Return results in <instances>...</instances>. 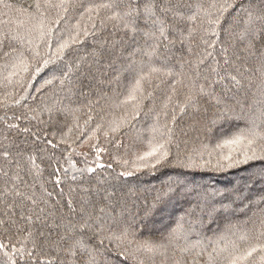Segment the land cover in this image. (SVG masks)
<instances>
[{"label": "snow or ice", "instance_id": "6c2138e0", "mask_svg": "<svg viewBox=\"0 0 264 264\" xmlns=\"http://www.w3.org/2000/svg\"><path fill=\"white\" fill-rule=\"evenodd\" d=\"M229 8L234 9L237 15L241 13L244 15V27L239 31L238 38L241 43L245 44V47L242 50L243 58L241 54L233 52L235 59L230 60L229 49L226 45L223 46L224 63H231L235 72V74L228 73L227 76L232 82V86L239 91L244 87L245 74L249 71L246 67L242 68L241 60L243 59L244 63L255 60L262 78L260 98L251 105H245L237 100L236 104L240 106L238 113L236 106L229 104L222 96L216 94L213 83L218 81L207 86L203 84L198 86L197 81L188 76L189 92L184 102L179 105V111L183 113L186 107L198 108L199 98L207 97L210 101H215L218 107L217 119L228 120L243 116L246 119L245 127L240 128L230 137L218 141L214 147L209 148L208 145L200 144L198 147L188 150L187 140H181L174 127L175 113L170 124L165 123L161 126L157 119V122L147 130L149 133L148 150L143 154L136 155V160L144 163H134L133 167L137 170L149 167L155 170L157 166H174L186 170L211 169L216 172H224L246 165L248 166L246 169L248 178L245 181V187L249 182L255 184L258 181L261 185V195L257 203L264 204V0H248L247 4L239 5L210 3L205 6L197 3L194 10H190L188 13L183 11L184 5L180 3V0H145L143 5L133 4L129 0L123 9L117 0H98L95 3H84L82 0H37L34 10L31 11L13 4L9 0H0V16L9 17V19L0 20V50L3 49L5 42L8 43L9 48V51L3 52V55L9 57V60L0 65V85L19 87L23 93L20 99H25L27 95H30L28 88L31 87V80L27 79V76L34 79L37 73L52 64L54 67L51 75L43 81L36 92H41L44 85L59 81L60 90L64 91V86L67 83L69 85L67 92L71 94L72 81L69 75L71 65H67L68 71L64 70L65 50L70 45L83 43L89 36L95 37V33L100 30L96 28L95 23H92L91 29L81 27L80 20L87 17L89 21H94L95 18L100 17L101 11H104L107 15L101 18V28L106 26V21H111L114 22V27L135 33L138 30V21L143 18L148 27L144 35L153 41L144 52V55L149 57L148 62L142 61L139 65H136L135 61L130 62L128 68L136 72V80L123 97L115 93L109 95L102 88H97L95 100L88 99V108L90 113L98 109L99 119L95 127L90 130L87 136L79 140L75 147L70 145L71 151L64 157L69 166L83 177L85 173L91 174L95 171V168L87 163L90 152L95 153V158L98 160L99 154L102 151H107L99 143L100 135L105 138L106 142H112L119 147L122 145V141L117 139L116 134L121 133L126 125L130 132L135 130V126L129 124L127 120H105L106 109L133 101L134 115L138 116L142 102L153 95L149 89L154 73L166 72L175 76L177 79L172 81L173 86L179 82L181 77L185 76L183 64H181V71L174 72L171 68H158L152 63V58L160 54V47L167 40L168 32L179 31L171 21L194 22L198 16H202L207 22V27H204L203 23L200 24L199 29L189 26L186 35L187 38H190L194 31H200L206 57H211L217 44L224 45V40L221 38V18ZM77 16L79 19L76 18ZM74 19L75 23H72ZM223 31L226 38L232 39L236 36L235 33H230L227 28H224ZM180 35L182 39L186 38L182 31ZM257 43L260 45L259 48L256 46ZM164 47L167 48V45L165 44ZM90 55L93 58L92 62L99 63L100 53L93 50ZM76 63L78 66L89 63L88 57H80ZM198 63H203V58ZM212 71L219 80L225 79L220 75L218 68H213ZM198 75L199 73H197ZM97 83L103 84L104 81L99 80ZM80 92L81 95L87 94L83 87ZM53 96L55 98L51 103L45 104L39 114L35 110H31L33 112L32 119H38L39 115L47 113L49 122L54 124L60 114L71 110L67 104L63 103L65 97L57 96L55 92ZM20 99L14 100V103L19 104ZM170 101L171 95L166 97L165 106ZM156 115L158 117L159 114ZM20 118L19 116L15 117L16 120ZM88 119H92L91 114ZM215 122V120L212 121V123ZM7 127L14 129L17 125L10 123ZM23 131H28V129L25 128ZM69 132H71V128H69ZM183 135L186 136L187 133L184 132ZM136 138H140L139 133ZM93 140L96 143H92ZM47 143L56 148L59 143L67 144L69 141L67 134H63L56 144H53L51 140H48ZM182 143L185 145L184 149H181ZM84 147H87L89 151H78ZM173 147H175L174 155ZM41 151L44 150L41 149ZM73 153L84 157L83 168L76 169L75 163L72 161ZM20 155L21 153H17V156ZM0 156H3L8 164L12 162L11 153L7 149L0 152ZM36 159L37 157L33 153L27 155V161L31 165L30 174L34 170L35 175H39L40 167L36 163ZM49 159L52 160L51 157ZM114 159L120 161L121 158L114 156ZM52 162L56 165L53 172L55 185L60 187L62 178L59 173L63 169L64 176L67 177L68 169L64 168L59 159ZM15 163L17 171L11 177H9L8 171L0 169L4 177L3 187L0 188V203L5 206L3 213L5 218L0 219V264H110L106 257L101 259L102 256H105V241L119 249L117 253L121 257L119 264H127L129 260H136L143 254L166 255L170 249L173 251L171 264H188L184 259L175 256L177 248L181 253L195 250L197 256L206 254V264H241L257 250L264 252V208L259 209L256 219L247 218L242 221L243 227L230 223L222 233L217 235L214 241H209L208 245H202L199 240L195 242L189 240V236L195 230V225L203 224L202 217L191 221L188 226H185L183 218H181L177 226L159 241L140 239L137 236L139 225L136 223V218L133 217L130 222L125 221L124 215L128 210L121 208L117 211L108 198L107 192L105 199L108 201L111 211L105 207H101L98 212L89 211L86 207L89 204L87 195L82 197L78 216L77 208L71 198L67 200L66 205H60V210L57 211L56 205H49L52 193L48 192L43 184H41L39 196L34 190L31 192L21 191V187L34 189L35 184L28 185L23 180L20 175V170H22L20 160L17 159ZM123 163L126 165L128 162L124 160ZM98 166L104 167L103 165ZM107 167L111 168L112 165L109 164ZM132 174L131 171L125 170L118 175L127 177ZM71 178L72 180L77 179L75 175ZM103 182L98 178V183ZM178 183L182 185L183 191L196 193L200 203L209 209L207 213L209 218L212 217L213 212L217 211V204L219 208L227 211L230 204L234 202L231 198L234 195L239 196V189L236 187L209 189L204 184H197L194 180H178ZM82 190L85 193L89 191L86 187ZM169 190L172 189L169 188ZM95 191L99 192L100 189L96 188ZM61 193H63L62 187ZM9 197H12L13 200L23 198V200L31 202L32 207L29 208L28 214L20 213L19 219L24 222L23 224L17 221L14 211H8L13 207L8 203ZM159 200L158 196L157 201ZM56 203L60 204L59 201ZM65 206L67 213L64 212ZM154 208L155 204L151 208H146L144 215L148 216ZM13 230L15 231L13 232ZM252 231L256 233L257 242L248 244L247 247L241 249L237 240H249V233ZM13 235L16 236L15 241ZM180 241L184 242L182 247L179 244ZM209 246L212 248L211 252L207 251ZM141 264H143L142 259Z\"/></svg>", "mask_w": 264, "mask_h": 264}, {"label": "trees", "instance_id": "16d2710c", "mask_svg": "<svg viewBox=\"0 0 264 264\" xmlns=\"http://www.w3.org/2000/svg\"><path fill=\"white\" fill-rule=\"evenodd\" d=\"M9 2L31 11L34 10L37 0H9ZM82 2L95 3L98 0H82ZM117 2L123 9L129 0H117ZM131 2L143 5L145 0H131ZM180 3L184 5L183 11L188 13L190 10H194L197 3L205 6L210 3L239 5L241 3L247 4L248 0H180ZM106 15V12L101 11L100 17L95 18L94 21H89L87 17L81 19V27L91 29L92 23H95L96 28L100 30L95 33V37L89 36L83 43L70 45L65 50L64 70L68 71L67 65H71L69 72L72 81L70 85L71 94L67 92L69 87L67 83L64 86L65 90H60L59 81L44 85L41 92H36L43 81L51 75L54 67L52 64L43 68L41 72L35 75L34 79L27 76V79L31 80V87L28 88L30 95H27L25 99H20L23 93L19 87L0 85V152L7 149L11 153L10 159L12 161L8 164L4 157L0 156V169L8 171L9 177H11L17 171L15 161L19 159L22 169L20 170L21 177L28 185L35 184L34 189L21 187V191L31 192L34 190L39 196L41 184H43L44 188L52 193L49 198V205H56V209L59 211L60 205H66L67 200L71 198L77 208V216L79 215L82 197L85 195L89 197V204L86 205L89 211L98 212L101 207L111 211L112 209L108 207V201L105 199L107 192L108 198L117 211L121 208L128 210L124 215L125 221L130 222L133 217L136 218V223L139 225L137 236L140 239L159 241L177 226L181 218H183L185 226H188L191 221H196L202 217L203 224L197 223L195 225V230L189 236V240L192 242L199 240L202 245H208L209 241H214L217 235L222 233L230 223L243 227L241 222L245 219H256L259 215V209L264 208V204L257 203L261 195V185L257 181L255 184L249 182L248 186L245 187V181L248 178V171H246L248 166L246 165L224 172H216L211 169L186 170L174 166H157L155 170L150 167L137 170L133 167L134 163H144L136 160V155L143 154L144 151L148 150L147 138L149 133L147 130L157 122V119L161 126L165 123L170 124L175 113L174 127L181 140H187L188 150L198 147L200 144L208 145L209 148L214 147L218 141L230 137L240 128L245 127L246 119L243 116L228 120L217 119L218 107L215 101H210L207 97L199 98L198 108L186 107L183 113L179 111V105L184 102L189 92L188 76L195 79L198 86L200 84L207 86L218 81L213 83L216 94L222 96L229 104L236 106L238 113L240 106L236 104L237 100L245 105H251L260 98L262 78L258 71V63L255 60H249L247 63H244L243 59L241 60L242 68L246 67L249 71L245 74L244 87L239 91L232 86V82L227 76L228 73L235 74V72L231 63H224L223 46L228 47L230 60L235 59L233 52L241 54L243 58L242 50L245 47V44L241 43L238 38L239 31L244 27V15L243 13L237 15L232 8H229L221 18V38L224 40V45L217 44L214 51L209 49L212 51L211 57H206L205 45L201 42L202 33L200 31H194L190 38H187L186 35L189 26L199 29L200 24L203 23L204 27H207V22L202 16H198L194 22L187 20L171 21L179 31L168 32L167 40L160 47V54L152 58V63L158 68H171L174 72L181 71V64H183L185 76L181 77L179 82L173 86L172 81L177 79L175 76L166 72L154 73L149 89L153 95L142 102L138 116L134 115L133 101L106 109L105 120H127L129 124L135 126V130L130 132L126 125L121 133L116 134L117 139L122 141V145L119 147L112 142H106L105 138L100 135L99 143L107 151H102L98 160L95 158L96 154L90 152L87 163L95 168L93 173H85L81 177L69 166L64 157L71 151V147H75L79 140L89 134L99 119L98 109L89 112L88 99L95 100L98 87L109 95L115 93L123 97L136 80V72L128 68L130 62L135 61V64L139 65L140 62H148L149 60L144 52L153 41L144 35L148 27L143 18L138 21V30L133 33L127 29L114 27V22L111 21H106V26L101 28V18ZM76 18L79 19L78 16ZM6 19L9 17L0 16V20ZM72 23H75V19ZM224 28H227L230 33H235L236 36L232 39L226 38ZM181 31L185 33L186 38H181ZM165 44L167 48L164 47ZM256 46L259 48V43ZM93 50L100 53L99 63L92 62L93 58L90 54ZM5 51H9L7 42L0 50V65L9 60V57L3 55ZM84 56L88 57L89 63L78 66L76 61ZM202 58L203 63H198ZM213 68H218L220 75L224 76L225 79L219 80L212 71ZM197 73H199L198 76ZM99 80H103L104 83L98 84L97 81ZM81 87L86 90V95H81ZM173 87L175 88L174 92ZM54 92L57 96L65 97L63 103L67 104L71 110L60 114L54 124L49 122L47 113L39 115L38 119H32L33 112L31 110H35L39 114L41 108L45 104L51 103L52 99L55 98ZM169 95H171V101L167 102V106H165L166 97ZM17 99H20L19 104L14 103V100ZM157 113L159 114L158 117ZM90 114L92 115L91 120L88 119ZM17 116L21 118L16 120L15 117ZM213 120L216 122L212 123ZM10 123L16 124L17 127L9 129L7 125ZM25 128L28 131H23ZM69 128H71V132H69ZM184 132L187 133L186 136L183 135ZM54 133L55 135H53ZM137 133H139V139L136 138ZM63 134H67L69 143H59L56 148L47 143L48 140H51L53 144H56ZM92 143H96V141L93 140ZM184 148L185 145L182 143L181 149ZM78 151H89V149L84 147ZM172 151L174 155L175 147ZM17 153H21V155L17 156ZM29 153H33L37 157L36 163L40 167L39 175H35L34 170L30 174L31 165L27 161ZM114 156H119L120 161L114 159ZM49 157L52 158L51 161ZM56 159H59L64 168L68 169L67 177L64 176L63 169L59 173L62 178L60 187L55 185V176L53 175L56 165L52 161ZM124 160L128 162L126 165L123 163ZM72 161L75 163L76 169L83 168L85 165L84 157L74 153L72 154ZM109 164L112 165L111 168L107 167ZM125 170L131 171L133 174L127 177L118 175ZM73 175L77 177L76 180H72ZM98 178L104 182L98 183ZM178 180H194L197 184H204L209 189L236 187L239 189V196L234 195L231 198L234 202L230 204L227 211L219 208L217 204V211L213 212L212 217L209 218L207 214L209 209L200 203L196 193L183 191ZM3 184L4 177L0 172V188L3 187ZM61 187L63 193H61ZM85 187L89 189L88 193L83 192L82 189ZM96 188H99L100 191H95ZM169 188L172 190L170 191ZM158 196L160 197L159 201H157ZM57 201L60 204H57ZM8 203L13 205L8 211H14L17 221L23 224L24 222L19 219L20 213L24 212L27 215L29 208L32 207L31 202L23 200V198L13 200L12 197H9ZM153 204H155V208L148 216H145V209L151 208ZM4 211L5 206L0 203V219L5 218L3 216ZM64 212L67 213L66 206ZM249 237L250 239L247 241L237 240L241 249L247 247L248 244L257 242L255 231L250 232ZM15 239L16 236L13 235V240L15 241ZM179 244L182 247L184 242L180 241ZM104 249L105 256H102L101 259L106 257L110 264H119L121 259L117 255L119 249L109 245L107 241H105ZM207 251L211 252L212 248L209 246ZM175 256L184 259L188 264H193V261L195 264H206L207 262V255L197 256L195 250L181 253L177 248ZM172 257L173 251L170 249L166 255L143 254L136 260H129L127 264H141V259L143 264H171ZM262 258H264V252L257 250L241 264H264Z\"/></svg>", "mask_w": 264, "mask_h": 264}]
</instances>
